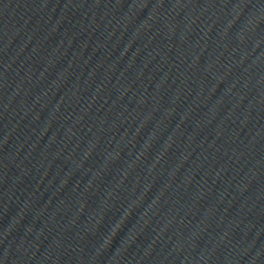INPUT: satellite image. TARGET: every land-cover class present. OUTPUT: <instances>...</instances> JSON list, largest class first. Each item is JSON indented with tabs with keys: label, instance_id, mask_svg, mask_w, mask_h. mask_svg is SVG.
Masks as SVG:
<instances>
[{
	"label": "water",
	"instance_id": "1",
	"mask_svg": "<svg viewBox=\"0 0 264 264\" xmlns=\"http://www.w3.org/2000/svg\"><path fill=\"white\" fill-rule=\"evenodd\" d=\"M28 0H0V19Z\"/></svg>",
	"mask_w": 264,
	"mask_h": 264
}]
</instances>
